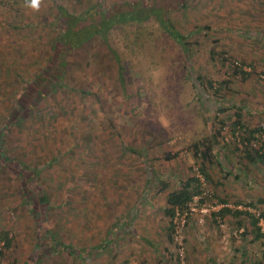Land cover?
Returning a JSON list of instances; mask_svg holds the SVG:
<instances>
[{
	"label": "rangeland",
	"instance_id": "1",
	"mask_svg": "<svg viewBox=\"0 0 264 264\" xmlns=\"http://www.w3.org/2000/svg\"><path fill=\"white\" fill-rule=\"evenodd\" d=\"M144 1L159 12L148 18L147 6L140 22L126 11ZM96 4H114L119 23L74 47L58 8L82 19ZM217 54L252 75L232 74ZM198 75L213 88L203 91ZM223 79L231 83L217 91ZM237 120L264 128V0H42L38 11L0 0V233L12 239L0 242V264H179L180 239L184 264H264V237L246 217L194 213L183 227L174 217L172 233L164 214L205 149L212 198L264 213V165L235 154L245 134L231 131ZM7 156L38 171L28 185L48 209L32 211Z\"/></svg>",
	"mask_w": 264,
	"mask_h": 264
},
{
	"label": "trees",
	"instance_id": "2",
	"mask_svg": "<svg viewBox=\"0 0 264 264\" xmlns=\"http://www.w3.org/2000/svg\"><path fill=\"white\" fill-rule=\"evenodd\" d=\"M161 0H159L160 3ZM178 1V3H177ZM190 0H175V3L181 7H184L188 4ZM151 2H147L144 1L142 5H135V6H131L129 5L128 11H126L128 14H130V16H137L138 18H134L135 20H140V22L143 19H148L151 15H158L156 11L154 10L157 3H151ZM114 4H112L111 6H113ZM111 6L105 7V8H101L99 5H92V7H90L87 10V14H85V18L87 19L88 16H97L95 14H98V10L101 11V15L97 16L100 19V22H98V24L96 25H92V27H90L91 29L88 28H80V27H76L74 28V24L77 23V21L80 22L81 21H85V18L82 19H78L76 18V16L80 17L83 15H71L70 13H68L62 6L58 8L57 11L61 12V18L60 21H63L64 25L67 26V29L64 33L65 36H70L71 35V31L75 30V36L73 39H76L75 43L73 44L74 47H77L78 45L82 44L83 40L86 41V39L92 38L95 34H99L100 33L96 30L99 26H102V28H100V30H102L103 33L108 32V30L110 28H112L116 23H119V14H115V13H110L111 12ZM147 6L150 7V12L146 13L145 16H147L148 18L143 17L142 12L144 13V11H146ZM149 9V8H147ZM111 16V17H110ZM118 16V17H117ZM121 19H123L121 17ZM75 21V23H74ZM82 23V22H81ZM160 25L162 27V29L166 32L169 33L171 36H173V32H172V25L167 23V21L160 19ZM87 30V35L86 38L80 39L81 35L84 34ZM102 35V34H101ZM63 36V35H62ZM174 38L177 39L178 43L180 45H182V47H189V45L186 43L184 44L182 42V37L179 33H174ZM60 40V39H59ZM62 43H67L66 45H68L69 47H72L70 41H65L63 40ZM59 46H62L61 43L56 42L55 46H54V51H56V49H60ZM185 47V49H187ZM188 50V49H187ZM186 50V51H187ZM216 53H214L213 51L210 52V55H215ZM218 57H220L222 60V67H226V69H230L232 71V74L236 75L239 74L241 75V78L243 80H248V78L252 75L250 74L251 72H246L242 69V64H239L237 61H235L232 56L230 55H222V54H217ZM229 64V65H228ZM228 65V66H227ZM231 65V66H230ZM230 66V67H229ZM251 66V65H250ZM252 67V66H251ZM253 68V67H252ZM60 79V77H58V80ZM61 80V79H60ZM196 81L201 85V88L203 89V91H208L209 88H213V84L211 83L210 80H206L205 77H203L202 75H198L196 76ZM231 82L229 80H224L221 81L220 83H218V88L217 91H220L222 88H228L229 84ZM219 112H225L224 109H219ZM11 118V117H10ZM10 120V119H9ZM9 120H7V122L9 123ZM245 131V134L243 135V140L242 142L244 143V146L242 148L238 147L237 145L234 146V152L235 154H237V156H239L240 158H245L247 160H249L250 162L253 163H260L262 165H264V141H262L259 145L255 147V142L258 141V139H260L259 137L264 136V128H255V129H246L245 127H243L242 125H240V122L234 121L232 122V129L231 131L233 132V134H236L238 131L241 132L242 135V131ZM247 131V133H246ZM3 134H7V127H5L2 131H0V141H3ZM204 141H202L201 143H203ZM203 145L205 146V144L203 143ZM197 144H194V148L196 149ZM131 152L132 149H130ZM196 153V152H195ZM209 152H207V149H205L201 154L197 155L196 158L201 160V167L199 168V172L201 175H203V177H207V166H208V162L210 164H212V160L209 159ZM0 159L3 160L4 157H2L0 155ZM5 159L7 160V168H9V170L11 172H13V174H16V176L21 178V186H22V190L21 192L24 194V196H26V198H30L31 199V209L32 211H38L39 213L41 211H45V209H48V207L50 206V204L48 203V201L46 200L45 197L42 196L41 192H36L32 189H30V182L31 180L34 178V176L36 174H38V171L35 169H32L31 171L25 169L24 167H17V160L13 159L10 156L5 157ZM208 178V177H207ZM206 178V179H207ZM27 184V185H26ZM199 182L198 180L194 177V178H190L188 179L185 183H182V185L180 186V188L178 190L172 191L168 194L167 196V200H166V208L164 209V214L167 215L170 219H171V226L168 228V230L170 232L173 233V225H172V219L175 217L176 214V210L180 211V213H183L186 208H187V203L189 201H191L192 197L196 194L199 193V189L197 191V186H198ZM34 196V197H33ZM41 196V197H40ZM37 197V198H36ZM40 197V198H39ZM33 198V199H32ZM223 201V200H221ZM226 202V201H223ZM260 204L263 203L262 200H259ZM251 205V204H249ZM261 206V205H260ZM229 214L235 217H246L249 220V224L251 226L252 232L255 236V239H261L263 237V234L261 233L260 227L258 226V219L256 217H254L253 215L247 213V212H231L228 211L227 209L222 210L218 215H220L221 217ZM261 218L264 220V213H261ZM240 225V223H239ZM0 242L3 243V246L5 247H9L10 244L12 243V239L9 237V233L8 232H2L0 233ZM50 243L52 245H50L49 243V248L51 247L52 249H54L55 245H57L55 243V241H51ZM47 246V247H48ZM60 246L64 247V245ZM66 248V247H64ZM69 248V247H67ZM91 251V249H89ZM98 250V249H95ZM79 253H81L83 255V257L87 256L88 251L84 250V251H79ZM78 253V254H79ZM177 257V256H176ZM263 261H264V251H263ZM178 259V258H177ZM177 264V263H176Z\"/></svg>",
	"mask_w": 264,
	"mask_h": 264
},
{
	"label": "built area",
	"instance_id": "3",
	"mask_svg": "<svg viewBox=\"0 0 264 264\" xmlns=\"http://www.w3.org/2000/svg\"><path fill=\"white\" fill-rule=\"evenodd\" d=\"M259 138L260 139H258V143H257L258 145L256 144L255 147L260 146L259 144L262 141H264V136L259 137ZM238 141L240 140L238 139ZM196 179L201 185L200 192L194 195L191 201L187 203V208L183 213H180V211H177V210L175 211L176 212L175 217H177L176 219L179 218L180 227H183L186 224L187 218L190 215H193L194 213H199L202 217H206V216L209 217L214 214L218 215L222 210L227 209L228 211H231V212H236V211L247 212L253 215L254 217H256L258 219V226L260 227V230L264 237V227L261 228V226H263L262 223L264 222V220L261 218L260 212H258L251 205L243 206V205H235L230 202H221V201L218 202V200L212 198L213 195L209 191V188L207 187V184L205 183V178L203 177V175L200 174V172L198 173V171L196 173ZM182 246H183L182 239H180L178 241V244L176 247L177 249L175 252L178 258L177 260L179 261V264H184V248Z\"/></svg>",
	"mask_w": 264,
	"mask_h": 264
},
{
	"label": "clouds",
	"instance_id": "4",
	"mask_svg": "<svg viewBox=\"0 0 264 264\" xmlns=\"http://www.w3.org/2000/svg\"><path fill=\"white\" fill-rule=\"evenodd\" d=\"M42 4V0H25V6L33 11H38Z\"/></svg>",
	"mask_w": 264,
	"mask_h": 264
}]
</instances>
